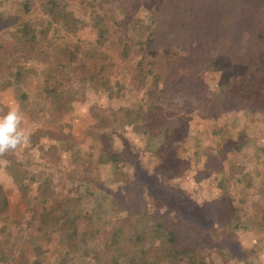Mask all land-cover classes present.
Here are the masks:
<instances>
[{
    "label": "rangeland",
    "instance_id": "rangeland-1",
    "mask_svg": "<svg viewBox=\"0 0 264 264\" xmlns=\"http://www.w3.org/2000/svg\"><path fill=\"white\" fill-rule=\"evenodd\" d=\"M44 1L0 0V14L16 13L20 19L30 20L38 46L44 45L51 51L47 67L56 73L54 78L67 87L79 89L76 78L79 74L56 60L60 48L71 41L78 40L84 45L94 42L98 25L104 23L110 13L117 15L122 24L129 16L112 10L107 4L102 6L96 0H60L59 6L70 10L71 16L57 19L50 14V9L56 7ZM144 1L152 3V0ZM142 7L138 14L147 11L146 6ZM20 33L16 24L0 26V41L7 43L10 49L12 40L20 38ZM204 77L213 89L226 81L240 95L251 92L252 78L248 71L227 78L220 70L205 71ZM40 82L26 72L15 84L0 86V115L19 105L25 116L22 127L31 133L27 143L0 155V223H6L0 230V256L11 257L12 250L24 254L12 262L5 260L4 264H27L34 258H38L40 264H91L98 261V257L89 252L96 244L108 247L107 256L111 258L122 238L115 223L127 215L122 201L133 191L146 196L149 202L148 206L143 203L131 210L135 214L142 213L137 223L139 237L162 243L169 235L173 212L170 211L166 219L153 218L164 211L163 206L152 201L158 195L166 203L178 204L182 212H194L206 227H219L220 239L229 242V245L226 243L228 248L200 246L193 264H264V110L260 106L213 115L202 110L195 98L181 97L175 90L171 91L174 80H169L170 91L162 112L166 121L159 123L154 133L132 127L124 131L118 126L99 134L96 127H91L97 120L91 106L138 108L141 92L133 90L110 97L105 84L97 90L80 88L70 103V110L60 114L56 110L58 102ZM21 91L26 97L20 95ZM167 120L172 121L169 129ZM128 140L131 153L118 152ZM9 158L21 162L23 171H28L21 180L24 187L13 179ZM56 166L63 173L57 174L56 180L71 175L82 183L75 188L71 182H61L56 186L58 192L69 198L74 193L75 196L80 194L77 209L81 214L90 211L95 223L77 251L70 250L61 242L59 232L51 229L55 217L47 221L50 238L38 237L42 235L38 218L30 221L29 228H33V232L22 229L19 224L32 212L41 193L39 184L51 181L53 173L57 172ZM214 198L235 199L239 216L231 226L223 227L216 220L205 218L204 208ZM158 221L160 224L153 226ZM27 236L29 241L24 242ZM155 260L171 264L170 253L166 250L164 256ZM0 264H3L1 260Z\"/></svg>",
    "mask_w": 264,
    "mask_h": 264
},
{
    "label": "trees",
    "instance_id": "trees-1",
    "mask_svg": "<svg viewBox=\"0 0 264 264\" xmlns=\"http://www.w3.org/2000/svg\"><path fill=\"white\" fill-rule=\"evenodd\" d=\"M96 1L127 14L129 18L122 24L117 15L110 13L104 23L98 25V37L94 42L84 45L78 40L71 41L60 48L55 59L59 60V65L71 66L73 72L79 74L76 77L79 89L67 87L54 78L56 73L47 67L51 51L44 45L38 46L31 21L20 19L16 13L0 14V26L16 24L21 32L20 38L12 40L11 50L7 43L0 41V86L15 84L24 73H30L43 82H40L43 89L58 102L56 110L60 114L70 110V103L80 88L97 90L105 84L110 97L125 95L133 90L141 92L138 108L130 105L116 108L97 104L91 106L97 118L91 127H96L99 134L118 126L124 131L132 127L140 132L154 133L156 126L166 121L162 112L170 91L169 80H174L171 91L175 90L181 97L195 98L202 110L213 115L252 106H260L264 110V0H152L150 4L144 0ZM44 2L56 7L50 9L53 17L61 19L71 16L70 10L59 6L60 0ZM142 6H146L147 11L138 14ZM8 50L10 54H7ZM217 70L223 73L224 78L248 71L252 78L251 92L240 95L226 81L213 89L205 79L204 72ZM20 95L26 97L27 94L21 91ZM167 121L165 124L169 129L172 121ZM123 138L126 140L125 135ZM130 148L128 140L118 152L129 154ZM21 165L16 159L9 158L8 166L13 179L18 186L24 187L21 180L28 171H23ZM205 166L208 168L209 165ZM54 168L57 172L53 173L51 181L39 184L41 193L36 198L33 210L19 224L22 229L33 232V228H29L30 221L38 218L42 232L38 237L50 238L47 221L51 216L55 217L51 229L59 232L61 242L70 250L77 251L80 243L86 239L88 229L94 228L95 223L90 211L81 214L77 209L80 194L75 196L74 193L69 198L58 192L56 187L61 182H71L75 188L82 183L79 184L71 175L56 180L57 174L61 176L63 173L58 166ZM116 173L120 177L119 171ZM123 181L129 182V179ZM125 196L122 202L127 215L115 223L122 236L118 249L110 258L105 245L91 246L89 252L98 257V261L91 264H161L155 258L164 256L166 250L170 253L171 264H193L199 247L204 244L228 248L229 242L220 239L217 234L219 227H206L194 212H182L178 204L166 203L158 195L152 201L155 205L163 206L164 211L153 218L166 219L167 214L173 212L174 221L170 222L169 235L162 243L139 237L137 223L141 221L142 213L139 211L135 214L131 210L143 203L148 206L149 202L146 196H139L134 191ZM234 202L235 199L210 200L209 206L204 208L205 218H212L223 227L231 226L235 217L239 216ZM4 224L0 223V230ZM158 224L159 221L153 226ZM222 233L225 236V232ZM23 241H29V237L23 238ZM9 254L12 256H0L3 264L5 260L12 262L24 255L23 251L15 253L13 250ZM27 264H40V260L34 258Z\"/></svg>",
    "mask_w": 264,
    "mask_h": 264
},
{
    "label": "clouds",
    "instance_id": "clouds-1",
    "mask_svg": "<svg viewBox=\"0 0 264 264\" xmlns=\"http://www.w3.org/2000/svg\"><path fill=\"white\" fill-rule=\"evenodd\" d=\"M25 116L19 105L0 115V155L27 143L30 131L22 127Z\"/></svg>",
    "mask_w": 264,
    "mask_h": 264
}]
</instances>
